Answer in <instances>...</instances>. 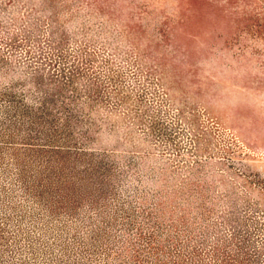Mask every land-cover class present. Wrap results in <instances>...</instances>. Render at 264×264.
<instances>
[{
	"label": "rangeland",
	"instance_id": "1",
	"mask_svg": "<svg viewBox=\"0 0 264 264\" xmlns=\"http://www.w3.org/2000/svg\"><path fill=\"white\" fill-rule=\"evenodd\" d=\"M0 264H264V0H0Z\"/></svg>",
	"mask_w": 264,
	"mask_h": 264
}]
</instances>
